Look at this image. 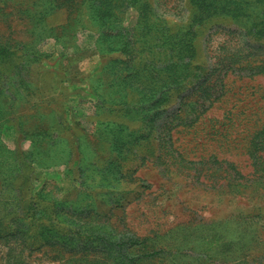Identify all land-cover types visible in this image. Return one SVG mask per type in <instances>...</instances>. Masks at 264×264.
Listing matches in <instances>:
<instances>
[{
	"label": "rangeland",
	"instance_id": "rangeland-1",
	"mask_svg": "<svg viewBox=\"0 0 264 264\" xmlns=\"http://www.w3.org/2000/svg\"><path fill=\"white\" fill-rule=\"evenodd\" d=\"M263 23L264 0H0V230L40 209L143 241L10 234L0 264H264Z\"/></svg>",
	"mask_w": 264,
	"mask_h": 264
},
{
	"label": "trees",
	"instance_id": "trees-1",
	"mask_svg": "<svg viewBox=\"0 0 264 264\" xmlns=\"http://www.w3.org/2000/svg\"><path fill=\"white\" fill-rule=\"evenodd\" d=\"M255 34L264 37V23L260 27L255 28ZM2 51L3 47L0 45V54ZM198 67L199 66L193 68L191 63H184V70H186L187 73L183 76L181 74H176L175 72L174 85L176 86L181 83L183 77L188 76V71L196 73ZM169 89H171V87ZM35 211V213H32L34 222L30 226L24 225L25 228H21L24 229V231L17 228L10 230V233L3 234L5 231L0 230V238L7 237V235L12 234L14 236H19L20 241L29 249H32L36 243H38L37 247L39 248H42V246L45 245L55 246L64 251L70 252L71 257L83 256L88 253H103L109 255V258L117 253L121 261V256H123V251L126 246L131 247L143 242L133 237L125 238L118 237L117 235L114 236L112 231L100 227V224L98 225L96 222H90L88 226L83 228L84 225L72 226L68 223V218L64 219L66 224L57 228L51 222L46 223L44 221L39 222L36 220V218L41 217L42 214L40 209H36ZM74 216L79 218L81 215H78L75 211H73V216L71 215V218H74ZM88 216L89 215L87 213L86 217ZM24 232L28 233L26 238L23 237ZM31 240L36 241L30 242ZM81 240H83V244L80 243ZM157 253V251L148 252L143 254V257L153 256ZM135 260H137V258L130 259V261H132L131 263Z\"/></svg>",
	"mask_w": 264,
	"mask_h": 264
}]
</instances>
